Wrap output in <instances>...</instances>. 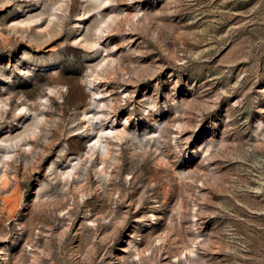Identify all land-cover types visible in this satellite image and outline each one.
I'll use <instances>...</instances> for the list:
<instances>
[{"label":"rangeland","instance_id":"rangeland-1","mask_svg":"<svg viewBox=\"0 0 264 264\" xmlns=\"http://www.w3.org/2000/svg\"><path fill=\"white\" fill-rule=\"evenodd\" d=\"M0 264H264V0H0Z\"/></svg>","mask_w":264,"mask_h":264}]
</instances>
